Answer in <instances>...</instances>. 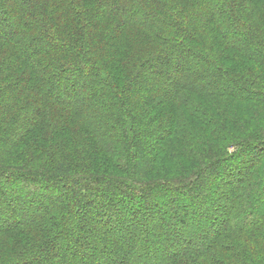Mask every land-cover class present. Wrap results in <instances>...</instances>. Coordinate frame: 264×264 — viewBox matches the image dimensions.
Listing matches in <instances>:
<instances>
[{"label":"trees","instance_id":"trees-1","mask_svg":"<svg viewBox=\"0 0 264 264\" xmlns=\"http://www.w3.org/2000/svg\"><path fill=\"white\" fill-rule=\"evenodd\" d=\"M0 18V183L53 191L20 214L0 189V264H264V0H0ZM98 191L119 201L91 211ZM169 194L188 199L171 228Z\"/></svg>","mask_w":264,"mask_h":264},{"label":"rangeland","instance_id":"rangeland-1","mask_svg":"<svg viewBox=\"0 0 264 264\" xmlns=\"http://www.w3.org/2000/svg\"><path fill=\"white\" fill-rule=\"evenodd\" d=\"M10 27H11V23L5 22L2 18H0V28H3L5 30H7V32H8L10 30ZM169 62L171 63V65H170L171 67H170L169 72H168L169 75L173 76L175 79H178L182 73L183 68H185L188 64H190V59L188 57L183 56V54L175 53V54L171 55ZM188 66H190V65H188ZM108 73H111V71L108 70ZM147 73H148V76L152 79L151 80L152 83L157 85V87H152L150 90V91H152L153 95H156L155 93L157 92V90L163 89V87L161 86L160 78H159L161 75H158L159 73H158L157 69L155 72H151V70L150 71L148 70ZM66 77L68 79H70L73 84H76V86L78 88V91H76V94L78 96H80V95L83 96V95L87 94V92L89 90L87 89V79L86 78H84L80 75H77V74H68V75H66ZM70 84H71L70 82L68 84H66V82H65V84H64L65 88L61 87L62 92L70 93V90H69ZM184 100H186V99H184ZM182 106H184V105L181 104V106H180L181 109L183 108ZM166 107L169 108V106H166ZM243 165H242V169H243ZM236 173H237L236 170L231 171L233 181L237 177ZM219 180L221 181L220 177H219ZM0 189H3V192L5 193V195L7 197L13 198V199L15 197V198L19 199L17 202L18 207H16L15 209H16L17 213H20V214H23L24 210L27 209L26 207H27V202H29L28 200H30L32 202V206L36 207L37 202L42 201V200H46L47 198L49 199L53 196V194H52L53 191L47 190V191H44V193L46 195L45 197H42V196L39 197V195H37V193L39 192L40 188L35 189L34 187H31L27 184L22 185V183L9 186L8 184L1 182L0 183ZM217 195H218V193L211 187L208 190H205L204 193H202L201 195H199L196 198V204H198V202H201L203 200V197L212 200V198L217 197ZM173 199H174L175 203H177L181 206L184 205V206L188 207L187 206L188 205L187 204L188 199H187L186 195L183 197H179V198H175V195H172V194L164 196V198H162V201L160 202L159 209L162 213L164 211L167 213V214L163 213V218L167 220V225H166L167 228L172 227V222H171L172 219L169 216L170 214L168 215V212L166 211V210H168L169 207H171V205H167V203H169V201H172ZM115 200L119 201V196H115V195H112V197L110 195L105 196L102 192L98 191L97 194H95V196L92 199V205L93 206L91 207L92 208L91 211H93L94 208L98 207V206H103V207L108 208L107 206ZM142 200L143 199H140V200L137 199V200L131 202V204L128 207L129 208L131 207L132 211H134V212H138V210L139 211L143 210V212H150L149 204L147 203L148 201L145 202V200H143V201ZM124 204H127V201L124 202ZM85 206H86V204L82 205L81 208L83 207V209H84ZM9 207L11 208V205H9ZM106 211H108V210H106ZM113 212H118V211H112V213ZM112 213H110V216L112 215ZM200 214H202V213H200ZM100 220H101V217H98V220H94L92 218L89 219V221H88L89 223H88L85 230L88 229V231H89V230L95 229V227L99 226L98 223L100 222ZM152 224H154L153 221L152 222H145L144 225H145V227H147V229H149V227L151 228ZM109 230H110L109 231L110 235L113 236L116 234L115 226H113V227L110 226ZM149 232H150V230H149ZM195 234L198 236L200 235L197 232H195ZM73 235H76V233H74ZM86 236H87L86 240L90 241L91 236L89 234H87ZM128 239H129V236H128ZM149 240L152 242L154 240V238L152 236H150ZM124 249H125L126 254H130L133 256L134 255L136 256L137 252L139 251L138 245H136L133 248L129 240H126Z\"/></svg>","mask_w":264,"mask_h":264}]
</instances>
